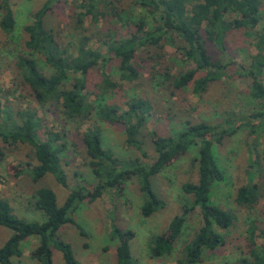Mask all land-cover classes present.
I'll return each instance as SVG.
<instances>
[{"label":"trees","instance_id":"1","mask_svg":"<svg viewBox=\"0 0 264 264\" xmlns=\"http://www.w3.org/2000/svg\"><path fill=\"white\" fill-rule=\"evenodd\" d=\"M56 2L58 0H46L43 7L34 13L33 24L26 27L29 38L14 60L16 78L13 82L32 102L43 109H54L53 113H58L67 122L84 125L90 123L95 115L111 125H121L126 143L144 158L148 157L144 152L143 130L153 114V105L144 98L127 101L126 109L107 103L108 97L120 86L105 71L111 58L90 47L93 39L106 46L108 53L118 61L117 72L122 81L135 83L149 72L150 80L159 81V85L168 88L173 96L189 86L193 87L194 94L203 96L212 84L228 75L230 66L234 65L226 59L228 37L232 32L243 31L252 38L257 50L248 67L244 68L252 79L249 95L254 101L264 102V26L260 27L262 0H132V6L141 10L142 15L128 38L120 35L118 28L113 32L110 22L118 16L121 22L130 23L134 13L127 8L118 9L117 0H81L78 5L83 11L76 15V21L82 32L78 33L79 41L71 44L72 47L64 46L60 35L46 24L48 13L53 11ZM88 17L95 26L102 22L106 24L96 33L89 34L90 30L85 26ZM0 18L2 30L10 37L17 25L11 0H0ZM167 45L179 50L194 67L173 73V67L165 60L164 48ZM144 57L152 64L143 62ZM100 66L104 69L102 82L95 92V101H91L87 92L88 75ZM239 120L240 124L236 126L229 119H225L228 126L188 120L182 129L169 136L154 135L152 142L157 158L152 164L143 163L139 158L132 162L121 161L104 147L100 128L92 125L94 128L84 134V143L90 158L88 165L97 184L88 196L93 201L105 191L117 189L137 177L145 199L142 215L150 218L165 206L153 190L152 178L195 147L198 150L199 180L182 186L183 192L192 196V202L184 205L182 213L173 218L166 234L152 239L150 253L153 258L170 255L189 216L199 210L202 226L183 251L185 264L203 261L207 250L216 251L225 245V237L218 229L227 230L236 220L231 211L212 202L215 184L218 183V187L227 181L215 146L242 128H250L249 134L253 138L264 130V113L252 114L248 121L245 117ZM254 120L260 123L253 124ZM41 126V120L30 109L18 111L14 117L8 103H2L0 92V138L7 144L21 143L35 148L38 164L30 172L34 183L52 174L67 188L61 155L67 147L63 141L65 135L50 131L47 135L51 137L43 142L40 139ZM2 156L0 148V159ZM257 165L253 155L251 168ZM255 173L249 171L251 180L238 189L235 199L240 208L249 212L255 211L264 198L260 184L252 180ZM81 200L78 192L74 191L59 207L51 189L39 188L35 192L33 206L45 213L46 221L36 223L20 219L14 214L11 204L0 198V227L12 232L0 248V264H14V259L22 258V243L29 238L37 241L31 257L38 264H53V250L63 254L66 264H80L72 246L58 233L64 225L71 223L83 237L86 236L70 216ZM247 233L249 250L235 264H264V246L256 243L258 233L264 238V230H260L257 220L249 224ZM110 236L117 245V263L135 264L130 245L134 233L113 223Z\"/></svg>","mask_w":264,"mask_h":264},{"label":"rangeland","instance_id":"2","mask_svg":"<svg viewBox=\"0 0 264 264\" xmlns=\"http://www.w3.org/2000/svg\"><path fill=\"white\" fill-rule=\"evenodd\" d=\"M11 1L17 21L15 31L9 37L0 26L2 103H8L14 117L18 111L26 109L33 111L41 120V141L45 142L51 137L47 135L50 131L65 135L63 141L67 147L61 155L67 188L57 182L52 174H47L38 183H34L30 172L38 164L35 148L28 144H7L0 138V148L3 153L0 159V198L6 199L11 204L14 214L20 219L43 223L46 221L45 213L33 206L36 190L51 189L57 197L59 207L64 205L72 192L77 191L82 200L77 210L70 216L80 225L86 236L83 237L76 225L71 223L64 225L58 235L72 246L80 264H118L117 245L110 236L113 223L125 231L130 230L134 233L130 245L135 264H185L183 249L202 226L199 210L189 216L183 233L170 255L153 258L150 249L152 239L166 234L173 218L182 213L184 205L192 202V196L185 194L182 186L185 183H197L199 180V166L196 161L198 150L195 147L191 148L163 172L152 178L153 190L165 206L152 217L145 218L141 211L145 199L140 191L137 177L117 189L105 191L102 196L93 201L88 196L93 192L97 180L88 165L90 158L84 143V134L94 128L92 125H95L102 132L104 147L112 151L121 161L132 162L139 158L143 163L152 164L157 158L152 142L154 135L169 136L172 132L182 129L185 121L188 120L228 126L225 119H229L236 126L240 124L241 117H245L248 121L250 115L264 113V102L254 101L249 95L252 79L244 70L248 67L252 56L257 53L252 38L245 35L243 31H235L229 35L226 59L234 65L230 66L228 75L220 82L212 84L203 96L194 94L192 86L178 91L173 96L168 88L159 85V81L152 82L149 72H145L144 77L135 83L122 81L117 72L118 61L111 53H108L106 46L96 39L92 40L91 48L111 58V63L105 67V71L107 70L112 81L120 86L108 97L107 103L126 109L127 101L144 98L151 101L153 105V114L143 130L144 152L148 155L144 158L126 143L123 126L111 125L95 115L90 123L84 125L67 122L58 113L55 115L54 109L49 110L50 107L43 109L30 98L28 99L27 94L17 89L13 82L16 78L14 60L17 54L23 51L29 38L26 27L33 24L34 13L43 7L46 0ZM80 1L58 0L54 4L53 11L48 13L46 18L47 26L60 35V41L66 47H72L71 44L77 43L78 33L82 32L78 29L76 21V15L83 11L79 7ZM262 3L260 27L264 26V0ZM116 7L127 8L135 15L130 23L121 22L118 16L110 22L113 32L118 28L119 34L128 38L130 32L135 29V22L138 21L142 12L132 6V0H117ZM105 24L102 22L99 26H95L90 17L85 22V26L90 30L89 34L96 33ZM164 53L165 60L173 67V73L185 72L194 67L179 50L172 46H165ZM143 62L152 64L147 57L143 58ZM103 70L100 66L88 75L87 92L91 101L96 99L95 92L102 82ZM258 123H260L259 120L253 121V124ZM249 129L242 128L234 136L226 137L221 145L215 146V153L218 154L227 181L219 184L218 187V183L215 184L211 193L214 195H212V202L226 211H231L236 216V220L229 229H218V232L225 237V245L216 251L207 250L203 261L196 264H235L245 257L249 250L247 233L249 224L257 220L260 230H264V198L253 212L240 208L235 202L238 189L250 182L249 171L251 170L256 172L252 177L253 182L260 184L264 194V130L253 138L249 134ZM253 155L258 165L251 168ZM11 233L7 228L0 227V248L9 239ZM258 234L256 243L258 246H264L263 235ZM22 245L24 254L22 258L14 259L13 263L38 264L31 257V252L37 247V241L29 238ZM53 264H66L63 254L58 250H53Z\"/></svg>","mask_w":264,"mask_h":264}]
</instances>
